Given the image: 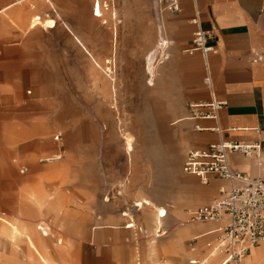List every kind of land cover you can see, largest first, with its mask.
<instances>
[{
	"label": "rangeland",
	"instance_id": "1",
	"mask_svg": "<svg viewBox=\"0 0 264 264\" xmlns=\"http://www.w3.org/2000/svg\"><path fill=\"white\" fill-rule=\"evenodd\" d=\"M14 1L0 0V9ZM52 1L57 12L46 0H26L0 14V264H47L36 237L32 251L26 243L10 239L12 223L18 221L35 225L46 249L57 244L63 229L55 226L46 207L36 208L35 202H42L35 201L38 188L68 217L67 235L57 244L68 253L65 264H179L178 249L173 245L168 250L164 241L172 239L179 224L217 227L188 222V211L220 197L219 189L208 191L212 183L202 184L200 178L183 172L194 146H183L182 136H188L173 124L186 113L182 109L190 98L182 80L190 87L189 96L203 80V55L186 53L188 44H181L180 34L191 43L195 25L189 21L186 26L183 13L160 16L155 0H113L109 10L100 9L101 18L92 11L93 0ZM34 15L52 18L56 26L30 28ZM161 25L174 40L168 62L172 54H177V61L165 69L163 80L156 77L155 85L150 84L145 65L141 83L131 44L142 46L145 60ZM113 58L116 70L109 77L106 60ZM182 61L188 64L187 74H182ZM128 133L134 136L135 147L132 152L127 146L129 153L123 147ZM58 135L61 141L56 140ZM186 179L197 184L181 183ZM179 196L193 202L179 206ZM144 197L166 207L163 231L155 232L144 222V213H151L144 202L133 217L122 215ZM131 223L135 225L125 227ZM23 231L32 232L27 226ZM192 238L178 239L188 252L185 264L193 257H206V237L199 239L194 252ZM263 262L264 257L258 263L251 260Z\"/></svg>",
	"mask_w": 264,
	"mask_h": 264
},
{
	"label": "crops",
	"instance_id": "2",
	"mask_svg": "<svg viewBox=\"0 0 264 264\" xmlns=\"http://www.w3.org/2000/svg\"><path fill=\"white\" fill-rule=\"evenodd\" d=\"M24 1L26 0H15L7 4L0 9V14ZM46 1L50 3L55 12H57L53 1ZM31 6L33 9L36 7L33 4H31ZM181 7L182 9L179 13H183L181 21H184L186 26H188L189 21L191 24L195 25L193 33L198 28H201L214 35V38L210 41L213 45V49L207 55H203L200 51H197L203 55V64L201 66L203 80L198 82V85L192 90L190 96V87L187 82L185 84L182 80V88L186 91L187 97L190 98L187 99L182 109V111H186V113L177 116L173 122V124H179L180 130L182 129L188 136L187 138L183 135L181 143L184 147L191 145L194 146L192 148L206 149L212 143L225 140L258 141L261 143L262 148L260 158L245 157L242 154L236 153L229 157V162L234 169L245 172L253 178L264 177V0H182ZM92 11L94 12V0L92 3ZM100 15L102 16V13H100ZM57 16L60 18V15ZM101 16L99 18H101ZM194 19L197 21L194 22ZM105 22L106 21L103 23ZM64 24L72 33L77 43L89 54L98 66H101L96 57L86 47L80 35L75 33L67 23L64 22ZM38 25L45 26L46 28H53L56 26V23L52 18L41 20L37 15L32 16L29 23L30 28H36ZM157 35L158 37L166 36L169 38L165 33V27L163 25L159 27ZM180 35L181 44L187 43V47L191 46V43L187 40L184 41L183 35ZM169 39L172 41L173 47L174 40L171 38ZM187 47L184 48V52ZM131 48L133 51L132 60L139 63L141 76L139 82L141 83L145 76L144 71L146 66L147 69H150V75H148L149 81L151 82L150 84L155 85L153 81H155L156 77L159 76V81L163 80L166 73L165 69L168 67L170 68L178 58L177 54H172V60L170 62L168 61L171 59V56L167 64L164 63L160 69H156L150 64V53L144 60L142 46L140 49H137L136 44L133 43L131 44ZM256 52L259 53V56L258 60L254 61L253 59ZM187 65L186 61L181 62L182 74L188 73ZM126 137H132L131 151L133 152L135 149L134 136L128 133L124 136V139H126ZM123 147L127 152L126 141H124ZM177 153L175 152L174 155L178 156ZM256 159L262 160H258L257 163ZM222 180L226 181V179L216 175H210L209 182L206 184H212L208 187V191L212 193L219 189L221 195L220 189L231 184L229 181L221 182ZM181 183L186 186H194L197 184L193 179L181 180ZM121 185L125 187L126 183ZM124 189H126V187ZM37 191L35 192V201L39 200L42 202L39 204L35 202L36 208L40 210L46 207L47 214H53V223L57 228L63 229L57 241V244H62L64 239L62 236L64 234L67 235L65 224L68 217L64 214L61 215L60 206L57 202L49 201L48 197L50 195H46V192H44L42 188H38ZM43 199L45 201H43ZM141 199L143 201L140 202L146 203L147 208L151 211V213H144L143 220L146 225L153 228L155 232L160 226L163 230L162 216L167 215L166 207L151 198L148 199L144 197ZM192 202L193 200L191 199L179 196L176 203L182 206ZM159 208L163 210V213L160 212ZM21 210L22 209H20V211ZM154 213L157 218L154 217ZM98 219L101 220V216H99ZM133 225L135 224L133 223L130 227ZM26 226L32 231L31 233H24L23 229ZM100 227L99 225L95 228ZM113 227L119 226L114 225ZM209 228L207 224H179L174 228V234L172 236L174 241L169 238V241H164V245L168 250H171L174 245L178 249L177 254L181 257L179 264H185L188 252L183 245H180L181 242H178V239L184 235H193V238L199 237L196 241V250H198L199 239L206 237L208 242L213 237V233L209 231L214 230L216 227ZM10 232L11 242H18V244L19 241L24 242L28 250L31 251L33 250L35 242L33 237H36L37 242L35 243L42 250L41 257L47 264H57V262L59 264H65L68 253L65 251L64 247H59L56 244L52 246L51 249H46L44 240L38 235L35 225L31 223H24L21 225L18 221H15L12 223ZM47 235H49V232ZM99 237L104 239L106 236L104 233H100ZM254 250L255 252H253L252 248L248 254L249 264H251L252 259H256L257 263L259 260L261 261L263 259L264 255L262 256V251H264V243L261 242L256 245ZM57 258L60 260H57ZM139 264H141V262Z\"/></svg>",
	"mask_w": 264,
	"mask_h": 264
},
{
	"label": "built area",
	"instance_id": "3",
	"mask_svg": "<svg viewBox=\"0 0 264 264\" xmlns=\"http://www.w3.org/2000/svg\"><path fill=\"white\" fill-rule=\"evenodd\" d=\"M181 1L155 0L157 13L160 16L168 12L180 13ZM111 2L113 0H94V14L100 17V9L109 10ZM213 38V33L198 28L193 33L191 46L187 47L185 52L192 54L200 51L203 55H207L213 49L210 43ZM171 47L172 41L169 38L159 36L151 53V66L157 68L166 63L171 56ZM258 56L259 53L256 52L253 60L257 61ZM107 70L109 77L115 73L114 58L107 60ZM61 139L59 135L56 137L57 141ZM261 152V143L258 141L236 140L220 141L210 144L206 149L191 148L188 151L182 168L185 174L196 176L205 184L209 182L210 175L231 182L228 189L225 187L220 189L219 198L189 211L190 223L217 224L214 230L209 231L213 233V237L206 243V257H193L190 264H209V258L216 259V264H247L246 258L251 249L264 242V177L253 178L245 172L234 169L229 162V157L236 153L245 157L260 158ZM118 195L121 193L118 192ZM198 238L194 237L190 241L192 251L196 250Z\"/></svg>",
	"mask_w": 264,
	"mask_h": 264
},
{
	"label": "bare ground",
	"instance_id": "4",
	"mask_svg": "<svg viewBox=\"0 0 264 264\" xmlns=\"http://www.w3.org/2000/svg\"><path fill=\"white\" fill-rule=\"evenodd\" d=\"M108 60H110V59H108ZM106 62H107V61H106ZM105 68H106V67H105ZM125 141H126L127 146L130 147V148H132V137H126ZM202 183H203V182H202ZM105 200H107V199H105ZM141 208H142V202H134L133 207L130 208L129 211L127 210V211L125 212L124 215H123V214H122V215H123V216H131V217H133V216H132V213H134V211H139V210H141ZM159 210H160L161 213H163V210H161L160 208H159ZM190 210H191V209H190ZM190 210H189V211H190ZM189 211H188V214H189ZM132 224H133V223L129 224V225L126 226V227H130V225H132ZM158 229H159V231H163L161 226H160ZM41 230H42V232H43L44 235H47L48 231L46 230L45 227H41ZM253 249H254V248H253ZM248 257H249V256H247V258H246V263H247V264H249V262H248Z\"/></svg>",
	"mask_w": 264,
	"mask_h": 264
}]
</instances>
